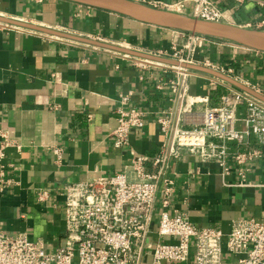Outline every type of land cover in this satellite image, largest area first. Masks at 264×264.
<instances>
[{"label":"crops","instance_id":"obj_1","mask_svg":"<svg viewBox=\"0 0 264 264\" xmlns=\"http://www.w3.org/2000/svg\"><path fill=\"white\" fill-rule=\"evenodd\" d=\"M136 1L188 16L196 8L192 0ZM212 1L219 13L213 21L264 30V0ZM0 16L143 53L184 41L175 31L62 0H0ZM204 44L214 50L212 62L233 69L231 77L264 87V53L216 39ZM175 77L176 72L158 63L0 23V129L15 142L3 162L8 185L0 189V234L26 233L51 253L65 231L66 184L121 171L135 180L130 168L134 157H154L165 140L156 119L171 103L154 89L155 83ZM211 78L202 73L190 78L192 97L209 98L204 107L221 105L228 93L225 85L211 86ZM218 86L226 93L213 100ZM128 93L131 107L151 114L144 129L130 133V144L118 148L111 133L117 126L120 95ZM173 168L177 174L172 213H186L198 228L220 229L225 235L236 220L264 221V147L262 156L248 164L246 181L251 185L240 186L242 178L235 169L223 178L216 165H202L192 156ZM43 192L49 196L42 202ZM151 241L174 239L154 234ZM239 258L227 254L226 264H236Z\"/></svg>","mask_w":264,"mask_h":264},{"label":"built area","instance_id":"obj_2","mask_svg":"<svg viewBox=\"0 0 264 264\" xmlns=\"http://www.w3.org/2000/svg\"><path fill=\"white\" fill-rule=\"evenodd\" d=\"M192 1L196 8L191 17L212 21L218 18L212 0ZM234 1L242 4L246 0ZM260 27L264 28V20ZM175 32L194 46L212 39ZM177 42L172 41L169 49L149 54L202 64L233 75L232 68L219 66L207 57L186 56ZM158 66L176 72L175 78L159 79L154 86L171 103L157 115L165 137L158 152L152 158L134 157L130 168L135 180L121 171L66 184L63 187L65 231L56 250L48 252L42 242L31 240L26 233H1L0 264H226L227 254L240 256L236 264H264V221L236 220L225 235L220 229L198 228L186 213L171 212L177 174L173 166L185 156L198 158L202 165H216L223 178L235 169L242 178L239 185H251L246 181V172L248 164L262 156L264 103L212 77L210 85H225L228 93L221 97V105L204 107L209 98L192 97L190 93V78L198 72L159 63ZM247 86L264 95V87ZM131 97L132 93L121 94L116 109L117 126L111 137L118 148L130 144V133L144 129L151 114L146 108L131 107ZM203 107L202 118L197 120ZM0 137L3 191L8 185L3 162L7 148L15 142L2 129ZM55 152L61 157L60 149ZM148 167L152 170L148 171ZM48 196L43 192L40 200L43 202ZM154 234L159 239L170 237L174 241L154 244L151 241Z\"/></svg>","mask_w":264,"mask_h":264},{"label":"water","instance_id":"obj_3","mask_svg":"<svg viewBox=\"0 0 264 264\" xmlns=\"http://www.w3.org/2000/svg\"><path fill=\"white\" fill-rule=\"evenodd\" d=\"M75 3L84 7L114 13L135 22L172 31H179L191 34H197L207 38L223 40L238 46L264 53V30L249 29L238 25L227 24L218 21L204 20L180 14L178 12L166 9H159L150 4L136 0H62ZM0 23L13 26L20 29L31 30L45 33L57 38L67 39L89 46L97 47L108 51H113L129 55L147 62L159 63L171 67H180L202 74H207L217 78L235 88L251 95L264 103V95L255 91L251 87L239 82L235 78L221 73L217 70L178 60L159 57L149 53L135 51L119 45L111 44L101 40H95L86 37L56 31L53 29L41 27L31 23H26L14 19L0 16Z\"/></svg>","mask_w":264,"mask_h":264},{"label":"rangeland","instance_id":"obj_4","mask_svg":"<svg viewBox=\"0 0 264 264\" xmlns=\"http://www.w3.org/2000/svg\"><path fill=\"white\" fill-rule=\"evenodd\" d=\"M223 41V40H220ZM177 45L180 46V49L184 50V54L186 56L188 55H192V54H196V56L198 55L199 57H207L208 59H210V57H212L214 55V50H211V47L206 45V44H201V45H196L194 46L193 44H190L188 42V40H184V41H179L177 42ZM201 66H203L201 64ZM219 66H224V65H220ZM226 67V66H224Z\"/></svg>","mask_w":264,"mask_h":264},{"label":"trees","instance_id":"obj_5","mask_svg":"<svg viewBox=\"0 0 264 264\" xmlns=\"http://www.w3.org/2000/svg\"><path fill=\"white\" fill-rule=\"evenodd\" d=\"M198 58H204V57H199L197 56ZM212 98L211 99H217L219 98L220 96H222L224 93H226V88H224L223 86H218L213 92H212Z\"/></svg>","mask_w":264,"mask_h":264}]
</instances>
